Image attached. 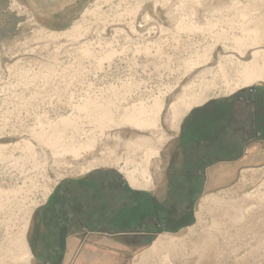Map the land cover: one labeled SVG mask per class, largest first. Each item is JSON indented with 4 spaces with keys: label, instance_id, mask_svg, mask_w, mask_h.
I'll return each instance as SVG.
<instances>
[{
    "label": "rangeland",
    "instance_id": "374dc122",
    "mask_svg": "<svg viewBox=\"0 0 264 264\" xmlns=\"http://www.w3.org/2000/svg\"><path fill=\"white\" fill-rule=\"evenodd\" d=\"M69 1L0 0V245L30 218L31 264H41L38 213L88 178L120 195L108 197L116 211H138L130 264H264V80L244 86L240 73L264 51V0H120L84 20L97 0ZM213 103L248 106L252 130L238 146L245 164L236 155L239 170L211 186L215 172L180 170L166 145ZM137 168L149 186L139 175L131 186Z\"/></svg>",
    "mask_w": 264,
    "mask_h": 264
},
{
    "label": "crops",
    "instance_id": "0c3cea01",
    "mask_svg": "<svg viewBox=\"0 0 264 264\" xmlns=\"http://www.w3.org/2000/svg\"><path fill=\"white\" fill-rule=\"evenodd\" d=\"M77 1L70 0L65 5ZM248 108L243 106L236 112L230 103H213L191 110L178 136L166 145L169 151H180V166H184L180 170L215 172L210 178L211 186L214 180L216 185L222 182L225 173L239 170L235 156L243 153L238 146L249 139L252 130L244 114ZM255 124L261 132L263 124ZM256 147L261 151L262 145ZM260 154L256 149L253 161L262 158H257ZM251 155L247 157L249 163ZM241 162L245 164L244 155ZM113 185L114 190L124 187L117 182ZM62 191L64 195L52 197L38 213L41 264H130L140 246L138 236L129 235L139 226L138 211L132 206L127 212L116 211L117 198L108 197L120 195L100 179L74 180Z\"/></svg>",
    "mask_w": 264,
    "mask_h": 264
},
{
    "label": "bare ground",
    "instance_id": "6f19581e",
    "mask_svg": "<svg viewBox=\"0 0 264 264\" xmlns=\"http://www.w3.org/2000/svg\"><path fill=\"white\" fill-rule=\"evenodd\" d=\"M118 1H120V0H97L94 4L95 9L86 10L84 12L83 20L86 19L88 16L97 15V13L105 6H113L117 9V8H121L120 5H122L123 3H125L127 5L128 2H130L131 4L133 3L131 5V7H133L134 9H135V7H138V2H133V0H122L123 3H118ZM141 1H143V0H141ZM82 29H83V26L81 24H79L74 29V33L78 34V33H80V30H82ZM257 31H254V32H257ZM254 34L257 35V33H254ZM252 58H253V61L251 62L252 64H250L251 66L242 67V69H241L242 71H240V73H242L244 76L243 81H242V84L244 86L251 85L256 80H260V79L264 80V67H263L264 66V51H260L259 49L254 51ZM188 110L189 109H187V111ZM39 159L42 160V164H41L42 166L39 169L47 172V170L49 169L48 165L46 163H43V162H47V161L45 160L44 157L39 158ZM137 169L138 170H133V171L127 173L131 186L135 187L136 184L138 183V179L136 178L137 175L140 176L139 178H143L146 186H149V184L152 183V178H151V175L149 174V172L147 170H143L140 168H137ZM50 170L51 169H49V171ZM33 171L36 172V171H38V169H34ZM21 173L22 174H26V173L29 174L30 171L27 172V171L21 170ZM45 190H47V189H45ZM46 197H47V194H45V198ZM227 204H228V206L234 208L235 210L239 209V206H240V205L238 206L237 204H235L233 202H229V201L227 202ZM29 223H30V218L28 219V223L26 225L25 230L23 231L22 234H20L18 236V238L14 244H12L11 242L8 243V241H6V244L4 243V244L0 245V255H1L0 256V264H30L32 262V259H33L32 248H31V245L27 239V234L29 232V225H28ZM11 245H15L17 248L16 254H14V255H12L14 252V249H13V252L11 253V250H12ZM154 247H156V245ZM147 253H146V255H147ZM2 255H4V257H2ZM146 255H145V258H148L149 256L148 255L146 256ZM150 257L152 258L151 255H150ZM150 257H149V259H150ZM6 258H8V259H6ZM143 259H144V257H143ZM163 259H164V261L161 264H171V263H169L168 257H165ZM147 264H153V263H151V261H148Z\"/></svg>",
    "mask_w": 264,
    "mask_h": 264
}]
</instances>
